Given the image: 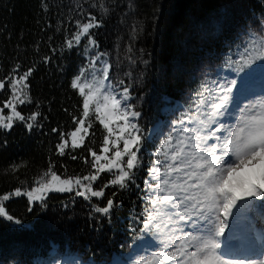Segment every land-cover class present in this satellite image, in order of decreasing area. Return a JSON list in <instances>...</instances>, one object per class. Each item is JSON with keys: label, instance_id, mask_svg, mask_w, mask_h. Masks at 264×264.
Segmentation results:
<instances>
[{"label": "trees", "instance_id": "1", "mask_svg": "<svg viewBox=\"0 0 264 264\" xmlns=\"http://www.w3.org/2000/svg\"><path fill=\"white\" fill-rule=\"evenodd\" d=\"M90 16L99 22L90 33L108 56L114 82L126 59L132 56L136 65L135 81L124 77L119 83L129 88L130 103L141 114V166L134 170L133 183L124 189L109 186L103 198L86 200L75 190L49 192L43 204L11 196L4 202L6 210L21 223L0 217V264H30L43 253L39 246L50 241L61 253L97 263L125 258L144 236L133 218L144 211V179L157 159L151 131L158 120L166 119L164 105L192 101L201 86L198 79L238 51L244 35L258 28L264 0H0V79L32 68L25 89L31 102L17 108L25 117L40 113L37 121H28L34 124L31 131L18 121L11 130L0 129V196L17 187H35L50 164L61 178L95 171L87 149L99 153L106 135L103 126L93 121L84 145L75 149L68 135L78 126L74 118H82L83 97L71 85L84 55L81 44L69 49L66 41L77 31L76 21L86 22ZM10 98L6 83L0 107ZM9 112L5 109V115ZM61 136L69 140L64 155L57 148ZM13 165L18 166L15 171ZM111 178L101 173L93 188ZM108 198L116 206L105 217L94 206H105Z\"/></svg>", "mask_w": 264, "mask_h": 264}, {"label": "snow or ice", "instance_id": "2", "mask_svg": "<svg viewBox=\"0 0 264 264\" xmlns=\"http://www.w3.org/2000/svg\"><path fill=\"white\" fill-rule=\"evenodd\" d=\"M104 11L107 13L108 10L105 8ZM76 25L77 31L66 41L69 49L78 45L82 37H90V30L98 27L99 22L95 16H90L86 22L76 21ZM88 43L98 46L95 39L89 38ZM101 55L104 53L97 55L96 59ZM228 60L239 65L238 71L257 60H264V17L259 19L256 30H249L248 43L239 59L232 61L229 56ZM92 66H95V61ZM110 67L105 62L102 79L93 73L91 81L83 83L82 71L71 85L83 97V118H74L78 126L68 134L71 148L84 145L88 130L93 126L88 119L90 116L94 115L107 131L99 153L87 149L92 158L91 168L95 171L82 177L61 178L53 171L54 165L50 164L35 181V187L24 191L17 187L14 192L0 196V217L21 223L6 210L4 202L11 196L23 195L31 202L43 204L49 192L71 193L75 190L76 196L91 200L93 197H105L104 189L109 186L124 189L134 182V170L141 166L138 153L143 140L141 129L134 121L141 114L128 103L131 98L128 87L116 92L111 83H105L109 80ZM18 69L19 66L14 71ZM32 71L29 68L18 76L0 79V91L5 90L6 83L11 91V98L0 107V129L11 130L17 121L24 123L29 131L33 129L34 124L28 121H37L40 113L25 117L17 108L18 104L31 102L25 89L29 88L28 78ZM236 86V80L219 85L215 81L211 85L207 82L202 84L192 98L191 108L194 110L173 122L185 125L187 121L193 127L174 129L175 134H169L155 153L164 159H156L150 167L151 182L144 181L147 203L144 211L133 219L142 225L139 231L158 238V250L143 257L140 264H246V259L226 258L229 253L222 248L221 238L229 228L233 210L239 209L241 201L251 198L264 200V97L240 108L238 123L230 127L221 118L234 114L229 107ZM5 109H10L7 115ZM52 131L59 130L54 128ZM61 140L57 148L59 155H64L69 140L63 136ZM210 140L213 143H209ZM85 163L89 161L85 159ZM17 167L13 165V171ZM105 172L112 174V178L99 189L93 188V182ZM114 206L116 202L108 198L105 206L96 205L94 211L110 217ZM181 222L190 230L185 232L183 227H177ZM261 256L264 257V253ZM247 264H264V258L248 260Z\"/></svg>", "mask_w": 264, "mask_h": 264}, {"label": "rangeland", "instance_id": "3", "mask_svg": "<svg viewBox=\"0 0 264 264\" xmlns=\"http://www.w3.org/2000/svg\"><path fill=\"white\" fill-rule=\"evenodd\" d=\"M248 34L249 31L244 35L242 38L243 43L242 47L238 49V51L233 53H228L224 57V61L220 66L213 67L212 69H208L203 77H200L198 79V83L200 85L204 83H209L211 85L212 81H215L216 84H226L230 80H236L237 86L233 89L232 92V104L229 107V111L234 113L231 117L225 116L221 118L222 122L228 124L230 127H234L236 123H238V116H239V109L243 108L245 105H248L250 102L254 101L255 99H258L260 97H264V60H257L256 62L252 63L248 67H244L242 71H238L239 65L236 63H231L228 60V57L231 56L232 61H236L239 59V54L243 51V48L248 43ZM89 38L93 39L91 33L90 37H82L79 44L82 45L83 48V55L84 60L82 64L79 67V70L76 74L79 75L82 71L84 72V76L82 77L81 82H85V80L91 81L92 74L95 73V75L99 78L102 77V71L105 67V62L107 65H110L108 56L106 53L99 50L98 46H93L88 43ZM123 51L127 54L128 48H124ZM100 53H104V55H101L99 59H96V56ZM255 55V51L252 53ZM131 60L128 58L126 59L123 71L122 73L118 74V78H115L118 80L117 82H114V79L111 74V67L109 68V80L106 81V84L111 83L116 92H122L123 88L127 86H123V84L119 83V80H125L128 79L129 83L132 81H135L137 78L136 74L133 73V69L135 68V64L133 65V59L132 56ZM93 61H95V66L93 67ZM75 76V77H76ZM74 77V78H75ZM125 77V78H124ZM201 87V86H200ZM197 88L194 92V94L200 89ZM131 95V94H130ZM194 96V95H193ZM128 103H130V99L128 100ZM192 101L189 104H185L182 100H176L173 104L166 103L163 107V110L168 113L165 120H158L156 124L154 125L151 136L154 138L155 145H156V152L158 151L160 145L164 140H166L169 136V134H175L174 129H178L183 126H187L189 128L193 127V125L187 124V121H185V125H178L174 124V121H178L182 119L185 115H188L191 111L194 109L191 108ZM83 118V117H82ZM81 118V119H82ZM90 122L95 121L94 115L90 116L89 118ZM135 123H138L137 119L134 121ZM139 125V124H138ZM87 127V122L86 125ZM213 128L215 125L212 126ZM105 130V129H104ZM105 134L107 135V131L105 130ZM83 135V133H81ZM209 143H213V141H209ZM122 147V143H121ZM115 149H113L114 151ZM109 155L111 156L112 153L110 152ZM127 157H125V160ZM157 159L163 160V156L157 157ZM148 180L151 182L150 176H148ZM144 208L147 203V193L144 196ZM239 209H234V215L233 217L229 218V228L225 231V237L229 240L232 239H242L246 238L249 246L252 248L254 253H248L243 256V258H239L236 255V252H231L229 255L230 258L233 259H246V264L248 260L252 259H259V254H256L258 248L260 247V241L256 237V233L258 236V233L261 235V241L264 240V200H259L256 198H251L248 201H241L240 202ZM195 219V218H193ZM191 222L189 221V224ZM177 227H183L184 231L187 232L189 229V226L184 224V222H181L180 225ZM179 234V233H177ZM243 236L241 237V235ZM148 238L152 241V245L148 247H141V240L142 238ZM139 240V244L136 245L133 250L125 257V259L117 258L115 261L111 262V264H140V261L143 257H145L147 254L158 250V238L153 237L151 233L144 232L143 236ZM144 238V239H145ZM227 239V241H229ZM138 247V248H136ZM60 246L53 241H50L49 243H45L44 245L39 246V251L43 252L40 253L39 256H37L35 259H37V262H31L32 264H61L59 262V254L58 251ZM256 248V249H255ZM64 253V252H63ZM43 254V255H42ZM69 258V256H68ZM74 258V257H72ZM228 258V257H226ZM30 263V264H31ZM82 262L77 258L76 260H68L65 261L62 264H81Z\"/></svg>", "mask_w": 264, "mask_h": 264}, {"label": "bare ground", "instance_id": "4", "mask_svg": "<svg viewBox=\"0 0 264 264\" xmlns=\"http://www.w3.org/2000/svg\"><path fill=\"white\" fill-rule=\"evenodd\" d=\"M243 236V234L241 235V237ZM256 237L257 239L260 241V244L262 242V244L260 245V247L257 250V254L260 255L261 258H264L261 256L262 253H264V240L261 241V235L258 233H256ZM222 246H224V251H226L227 253L230 251H238L239 254H243L245 252H250L252 253L253 250L252 248L249 246L246 238H242V239H232L230 241H227L226 237H222ZM256 249V248H255Z\"/></svg>", "mask_w": 264, "mask_h": 264}]
</instances>
